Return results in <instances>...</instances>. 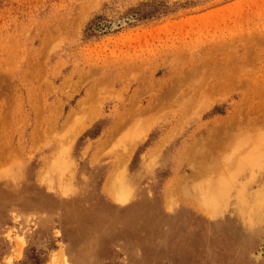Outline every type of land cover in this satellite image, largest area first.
<instances>
[{
  "label": "rangeland",
  "instance_id": "374dc122",
  "mask_svg": "<svg viewBox=\"0 0 264 264\" xmlns=\"http://www.w3.org/2000/svg\"><path fill=\"white\" fill-rule=\"evenodd\" d=\"M263 90L264 0H0V264H264Z\"/></svg>",
  "mask_w": 264,
  "mask_h": 264
},
{
  "label": "bare ground",
  "instance_id": "6f19581e",
  "mask_svg": "<svg viewBox=\"0 0 264 264\" xmlns=\"http://www.w3.org/2000/svg\"><path fill=\"white\" fill-rule=\"evenodd\" d=\"M255 38V37H254ZM247 48V47H246ZM207 49V48H206ZM221 51V50H220ZM209 52H211V51H209ZM247 54V53H246ZM253 54V53H252ZM251 54V55H252ZM213 55V54H212ZM249 55V54H248ZM245 56H247V55H245ZM257 56V55H256ZM250 58H251V56H250ZM244 59V58H243ZM251 60V59H250ZM253 60V59H252ZM250 62V61H249ZM248 62V63H249ZM2 64V63H1ZM211 65V64H210ZM252 65V64H251ZM227 66H229V65H227ZM233 66V65H232ZM197 68H199V67H197ZM214 69V68H213ZM228 69V68H227ZM226 69V70H227ZM198 70V69H197ZM215 70V69H214ZM196 71V70H195ZM199 71H201L200 69H199ZM218 71H221V70H217V72ZM225 71V70H224ZM230 71V70H229ZM94 72V71H93ZM187 72V71H186ZM212 72H214L213 70H212ZM95 74H97V73H95ZM226 74V73H225ZM256 75V74H255ZM212 76V75H211ZM223 76H224V74H223ZM226 76V75H225ZM224 76V77H225ZM208 77V76H207ZM254 77V76H253ZM210 78V77H209ZM232 78V77H231ZM261 78V77H260ZM206 79V78H205ZM211 79V78H210ZM221 79V78H220ZM237 79H238V77H237ZM222 80H223V78H222ZM230 80H232V79H230ZM219 81V80H218ZM221 81V80H220ZM227 81V80H226ZM230 82V81H229ZM232 82V81H231ZM234 82H236V81H234ZM244 82V81H243ZM258 79H256L255 81H252L251 83H249V81L248 82H244L243 83V85H242V87L241 88H243V86H244V84H245V86L246 87H248V86H253V85H258ZM227 83V82H226ZM237 83V82H236ZM229 84V83H228ZM228 84H225V85H228ZM261 84V83H260ZM234 85H235V83H234ZM223 86V85H222ZM263 86V85H262ZM142 87V86H141ZM225 87V86H224ZM238 87V86H237ZM261 87V86H260ZM223 88V87H222ZM229 88V87H228ZM213 89H214V87H213ZM212 90V89H211ZM241 90V89H240ZM141 91V90H140ZM214 92V91H213ZM257 92H259V91H257ZM263 92H264V90H263ZM252 93V92H251ZM262 95V94H261ZM264 95V94H263ZM248 96V95H247ZM253 96V95H252ZM214 97V96H213ZM246 98V97H245ZM250 98V97H249ZM257 99V98H256ZM258 100V99H257ZM158 101V100H157ZM249 102V101H248ZM5 103V102H4ZM154 103V102H153ZM251 103H252V101H251ZM250 103V104H251ZM245 104H248V103H246V101H245ZM155 105V104H154ZM239 106V105H238ZM242 106V105H241ZM245 106V105H244ZM243 108H245V110H246V107H243ZM9 109H10V107H9ZM8 110V109H7ZM11 110V109H10ZM258 110V109H257ZM247 111V110H246ZM260 115V114H259ZM260 119V121L262 120L263 121V118L262 117H257L256 119H254V120H259ZM206 183V182H205ZM204 183V184H205ZM203 184V185H204ZM207 184H208V186H207ZM206 185V187H203V189L205 190V192H202L203 190H200L202 193H203V195H205L206 197H211V199L213 200V201H217V200H220L221 198H222V196L224 195V190L225 189H223L224 187H221V185H220V183L218 182V183H212V181L210 182H208V183H206L205 184ZM217 185V186H216ZM219 186V187H218ZM196 187V186H195ZM198 188H201V187H198ZM196 190H197V187H196ZM201 192L199 193V194H201ZM205 193V194H204ZM202 195V194H201ZM205 197V198H206ZM201 198H203V196L201 197ZM206 210V209H205ZM212 212H214V211H212Z\"/></svg>",
  "mask_w": 264,
  "mask_h": 264
}]
</instances>
